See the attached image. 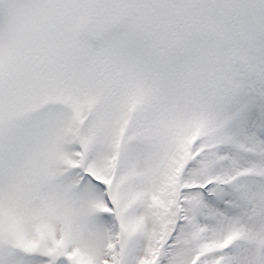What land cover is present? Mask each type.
Segmentation results:
<instances>
[{
  "label": "snow or ice",
  "instance_id": "6c2138e0",
  "mask_svg": "<svg viewBox=\"0 0 264 264\" xmlns=\"http://www.w3.org/2000/svg\"><path fill=\"white\" fill-rule=\"evenodd\" d=\"M0 264H264V0H0Z\"/></svg>",
  "mask_w": 264,
  "mask_h": 264
}]
</instances>
